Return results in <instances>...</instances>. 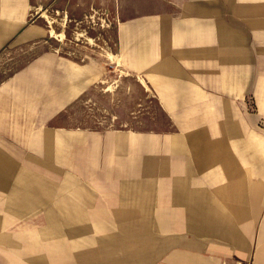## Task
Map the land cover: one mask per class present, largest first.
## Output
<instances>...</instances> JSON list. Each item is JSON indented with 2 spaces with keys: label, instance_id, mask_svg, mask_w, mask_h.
I'll return each instance as SVG.
<instances>
[{
  "label": "crops",
  "instance_id": "crops-1",
  "mask_svg": "<svg viewBox=\"0 0 264 264\" xmlns=\"http://www.w3.org/2000/svg\"><path fill=\"white\" fill-rule=\"evenodd\" d=\"M34 2L0 0V51L50 35ZM128 11L0 78V264H264V0ZM99 94L116 125L70 115Z\"/></svg>",
  "mask_w": 264,
  "mask_h": 264
},
{
  "label": "rangeland",
  "instance_id": "rangeland-1",
  "mask_svg": "<svg viewBox=\"0 0 264 264\" xmlns=\"http://www.w3.org/2000/svg\"><path fill=\"white\" fill-rule=\"evenodd\" d=\"M139 1L128 0L126 12H122V0H35V21L46 23L50 35L43 43L40 42L29 49H24L26 45L5 46L0 51V78L43 47L70 53L74 51L73 47L79 45H104L106 37L111 45V32L116 22L132 15L128 10L136 8ZM86 96L83 95V98L69 109L74 119L83 118L98 126L104 122L116 125V119L110 120V114L113 112L105 96L98 95L97 106L91 104L90 99L85 100Z\"/></svg>",
  "mask_w": 264,
  "mask_h": 264
}]
</instances>
